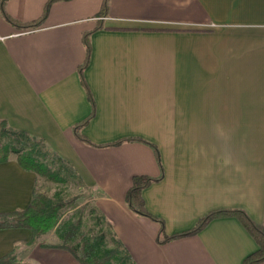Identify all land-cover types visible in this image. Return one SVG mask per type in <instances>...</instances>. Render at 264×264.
Here are the masks:
<instances>
[{
	"label": "crops",
	"instance_id": "obj_1",
	"mask_svg": "<svg viewBox=\"0 0 264 264\" xmlns=\"http://www.w3.org/2000/svg\"><path fill=\"white\" fill-rule=\"evenodd\" d=\"M0 0V121L42 141L92 194L135 264H243L258 245L234 216L158 243L160 223L132 211L134 175L167 235L217 209L264 229V0ZM89 32L86 57L83 35ZM90 92L94 112L88 98ZM88 118L80 132L73 126ZM121 138H141L155 145ZM43 180L15 154L0 162V218ZM58 237L0 228L1 264H80ZM259 264H264V261Z\"/></svg>",
	"mask_w": 264,
	"mask_h": 264
},
{
	"label": "trees",
	"instance_id": "obj_2",
	"mask_svg": "<svg viewBox=\"0 0 264 264\" xmlns=\"http://www.w3.org/2000/svg\"><path fill=\"white\" fill-rule=\"evenodd\" d=\"M54 1L56 0L47 1L43 14L39 20L27 24L19 23L16 20H13L3 9L2 14L6 20H8L13 25L21 26L22 28H29L39 24V22L47 14L50 4ZM108 2L109 0H103L100 15L106 14ZM83 43L86 50V57L83 64L79 67L78 73L80 75L81 81L84 84L83 70L88 63L90 55L89 32L83 35ZM87 94L92 106V112L90 113L91 117L94 112V102L89 91H87ZM87 120L88 118L75 124L72 130L77 138L86 143H90L89 140L80 132ZM4 138H11V140L14 139V142L19 146V148L13 145L10 141L4 142ZM130 140H137L150 144L141 138H121L114 141L113 143H110V145H117L124 141ZM32 141H39L42 143L41 140L30 136L23 131L12 129L6 124L5 121H0V162L5 161L9 154H15L18 163L24 169L31 170L37 175L46 177L51 181H56L57 177L51 168L42 164L34 157L33 147L26 149L24 146H22V144ZM150 145L154 148L156 158L159 161V152L156 146L152 144ZM43 146L46 148L44 144ZM51 153L56 156L53 152ZM57 159L66 164L59 157H57ZM158 179L159 178H152L147 175H134L132 177L131 186L125 195V201L132 211L136 212L137 214L147 216L160 223V231L157 237L158 243H164L175 238L194 234L203 228V226H205L206 223L212 218L221 216H234L240 220V222L252 235L258 245V248L254 252L250 253L244 258L243 264H259L260 262L264 261V229L262 226L252 221L241 209H217L211 211L205 216L201 217L189 230L173 235H167L164 231L163 221L155 218L145 209L141 196L142 189ZM3 217L8 218L0 220V228H28L32 232V237L40 236L54 229L60 240V243L52 246L66 249L76 258L80 264H110L111 258L115 256L116 253L121 254L118 256V260H120L122 264H135L122 243L115 237L114 233L112 232L111 224L105 221L101 216L99 217V222H102V224H104L109 229L108 231L111 235L110 242L114 244L112 249H103L101 247L102 241L105 239V233L102 230H100L99 235L94 238L82 235L79 233V226L63 219V212L60 211V205L58 203L52 202L48 196L35 191L32 194L29 205L25 209L14 211L12 213L3 215ZM9 260H11V257L3 259L0 261V264Z\"/></svg>",
	"mask_w": 264,
	"mask_h": 264
},
{
	"label": "rangeland",
	"instance_id": "obj_3",
	"mask_svg": "<svg viewBox=\"0 0 264 264\" xmlns=\"http://www.w3.org/2000/svg\"><path fill=\"white\" fill-rule=\"evenodd\" d=\"M6 141L12 142L13 145L19 148L14 142V139L4 138V142ZM22 146L26 149L33 147L34 157L42 164L49 166L57 177L56 181H51L46 177L40 176L43 180L37 184L34 191L46 195L52 202L58 203L60 205V211L63 212V219L79 226V233L82 235L94 238L102 230L105 233V239L102 241L101 247L103 249H112L114 244L110 242L111 235L109 234V229L102 222H99L100 215L91 203L92 194L86 191L81 185L74 171L68 165L59 161L39 141L27 142L22 144ZM7 218L3 217L0 220ZM50 233L52 237L57 236L55 230L52 229L40 236L32 237V240L34 241ZM120 255L116 253L111 258L110 264H122L118 260V256Z\"/></svg>",
	"mask_w": 264,
	"mask_h": 264
}]
</instances>
